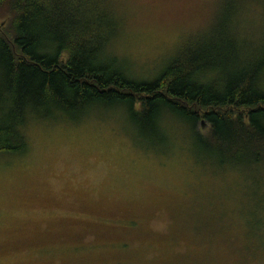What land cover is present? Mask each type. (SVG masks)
Wrapping results in <instances>:
<instances>
[{
    "label": "trees",
    "instance_id": "obj_1",
    "mask_svg": "<svg viewBox=\"0 0 264 264\" xmlns=\"http://www.w3.org/2000/svg\"><path fill=\"white\" fill-rule=\"evenodd\" d=\"M0 18V162L30 153L32 112L81 123L101 108L127 106L125 123L153 150L235 178L244 231L203 204L190 236L207 248L205 258L218 248L240 264L264 257V0L213 7L151 68L124 49L133 22L123 0H0Z\"/></svg>",
    "mask_w": 264,
    "mask_h": 264
},
{
    "label": "rangeland",
    "instance_id": "obj_2",
    "mask_svg": "<svg viewBox=\"0 0 264 264\" xmlns=\"http://www.w3.org/2000/svg\"><path fill=\"white\" fill-rule=\"evenodd\" d=\"M123 1L133 22L124 49L151 68L213 7L231 0ZM109 108L81 123L47 121L42 110L44 117L32 112L21 120L30 122V153L0 162V264H240L225 248L206 259L207 248L190 236L207 202L237 233L244 231L235 178L202 173L188 155H161L125 123L127 106ZM213 193L216 200H207ZM247 264H264V257Z\"/></svg>",
    "mask_w": 264,
    "mask_h": 264
}]
</instances>
